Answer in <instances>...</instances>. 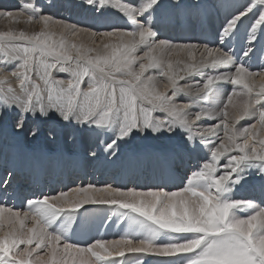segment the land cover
<instances>
[{
    "label": "snow or ice",
    "instance_id": "obj_1",
    "mask_svg": "<svg viewBox=\"0 0 264 264\" xmlns=\"http://www.w3.org/2000/svg\"><path fill=\"white\" fill-rule=\"evenodd\" d=\"M85 3L100 15L118 12L124 25L80 27L45 14L40 0L0 8V18L41 25L0 31V117L15 111L13 134L35 139L40 128H28L29 119L55 114L64 126L107 136L100 143L113 157L119 141L136 135L177 137L196 162L174 188L89 183L19 204L9 172L0 179V264H119L126 253L161 264H264V200L232 195L253 177L264 190V0H242L215 40L197 43L161 38V0ZM82 33L90 43L76 42ZM223 85H231L227 94ZM86 205L127 210V229L118 239L82 241Z\"/></svg>",
    "mask_w": 264,
    "mask_h": 264
},
{
    "label": "bare ground",
    "instance_id": "obj_2",
    "mask_svg": "<svg viewBox=\"0 0 264 264\" xmlns=\"http://www.w3.org/2000/svg\"><path fill=\"white\" fill-rule=\"evenodd\" d=\"M80 1V0H79ZM14 2V1H13ZM75 2H77L76 0H75ZM209 2H210V0H182V3L183 4H185V5H191V4H193V3H199L200 5H201V7L198 9V10H193V9H190V8H186V9H175L174 7H173V5L176 3V0H168V1H166V0H162V7H161V9H160V11H159V13H158V17H159V19H158V22H159V29H160V33H162V32H166L165 34V36H167L168 38L169 37H171L172 38V36H173V34L174 33H176V31L177 32H179L180 31V34L179 35H182V36H184V35H191V36H193V35H195L196 37L198 36V35H200L201 37L202 36H204L205 35V30H206V27L209 29V32L210 33H208V34H206V39H208V38H210V37H208V35L209 34H211V35H213L214 36V38H212V40H215V37H216V33H217V31H218V29L221 27V25L225 22V18L226 17H228L229 16V14L231 13V11L235 8V5L232 3V2H229V3H231V4H228V2H227V5H223V1H217V3L215 4L214 3V5L213 4H209ZM214 2H216V1H214ZM240 3H241V1H240ZM55 4V3H54ZM46 5V4H45ZM57 5V4H56ZM67 5V4H66ZM80 5V4H79ZM74 6V5H73ZM81 6V5H80ZM56 7V6H55ZM59 9V8H58ZM90 9V8H89ZM215 11L216 13H217V19L219 20V21H216V19H215V17H214V14H213V16L211 15L212 14V11ZM107 13H109V12H116V11H114V10H112V9H108L107 11H106ZM113 13H110V14H113ZM118 13V12H117ZM97 14H99V13H97ZM67 15V14H66ZM79 15V14H78ZM104 15H106V13L104 14ZM115 15V14H114ZM207 15H211L209 18H208V20H207V18H206V16ZM80 16V15H79ZM94 16V15H93ZM113 16V15H112ZM65 17V16H64ZM118 17H120L121 19H123L122 18V16L118 13ZM62 18V17H61ZM92 18V17H91ZM81 19V18H80ZM104 19V18H103ZM106 19V18H105ZM96 20V19H95ZM194 20H195V25H192L193 24V22H194ZM112 21V20H111ZM183 21H185L186 22V24H183L182 22ZM207 21V22H206ZM72 22H73V20H72ZM124 22V21H123ZM75 23V22H74ZM112 23V22H111ZM89 24V23H88ZM106 24H107V22H106ZM117 24V23H116ZM107 25H109V24H107ZM115 25V24H114ZM120 25H121V23H120ZM122 25H124L123 23H122ZM209 25H210V28H209ZM95 26H97V25H95ZM102 26H103V24H102ZM93 27V26H92ZM101 27V26H100ZM185 27H187L188 28V33L186 32V31H183V29L185 28ZM200 27H204V30H202ZM41 28V25H40V27H39V29ZM105 28H106V26H105ZM100 29V28H99ZM57 32H59L58 30H57ZM172 34V35H171ZM212 36V37H213ZM180 37V36H179ZM186 37V36H185ZM180 38L179 40L177 39L178 37H176L175 36V38H172V39H174V40H176V41H184V42H187L186 41V38ZM161 38H162V36H161ZM191 38V37H190ZM194 38V37H193ZM205 38V37H204ZM192 39V38H191ZM198 39V38H197ZM246 39V36H245V28H241V31H240V34H239V36H238V38L236 39V40H234L233 41V44H234V46L237 48V50L239 49V47L240 46H242V44H243V42H244V40ZM81 40V39H80ZM211 40V39H210ZM82 42H84L85 43V41L84 40H81ZM80 41V42H81ZM208 41H209V39H208ZM191 42V41H190ZM197 42H199V41H194L193 43H197ZM201 42H203V41H201ZM259 47H260V44L258 43V45H257V48L259 49ZM200 57H199V54L197 53V59H199ZM175 59V58H174ZM181 59H186V57H184V56H181ZM257 63H259V61H256ZM223 70V69H222ZM195 79H199L198 77H195ZM184 82H182V84H183ZM163 84H161L160 85V88H161V90H163ZM222 90L225 92V94H227V92L228 91H230L231 90V85H223L222 86ZM180 101H185L186 100V97H184V96H181L180 98ZM234 100H235V98H234ZM207 106V105H206ZM11 117V116H10ZM0 119H1V117H0ZM5 119V118H4ZM7 119V118H6ZM32 120V119H31ZM30 120V121H31ZM57 120V119H56ZM1 121V120H0ZM3 121V120H2ZM49 120L47 119V122H48ZM46 122V123H47ZM60 122V121H59ZM248 121L247 120H242V121H240V125H238V126H241V125H243V124H245V123H247ZM4 123V122H3ZM31 123V122H30ZM36 123H37V121H36ZM39 123H41V121L39 120ZM43 123H44V121H43ZM50 123V122H49ZM42 124V123H41ZM61 124V123H60ZM36 126V125H35ZM38 126V125H37ZM41 126V125H40ZM51 126V125H50ZM54 126H56V125H54ZM60 126V125H59ZM2 127V126H1ZM65 128H67V130H69L68 129V127H66L65 126ZM64 128V129H65ZM76 129V128H75ZM54 130V129H53ZM82 130H84V132L86 133L87 131H85V129H82ZM13 131V130H12ZM47 131H49V130H47ZM72 131V130H71ZM75 131H79V132H81V129L80 130H75ZM0 132H1V129H0ZM50 133H52L51 131H49ZM73 132H74V129H73ZM79 132H77V134L79 133ZM89 132V131H88ZM76 133V132H75ZM75 133H74V135H75ZM84 133V134H85ZM42 135L41 136H43V133H41ZM45 134H46V132H45ZM48 135H49V133H47ZM66 134V133H65ZM88 134V133H87ZM52 135V134H51ZM56 135V134H55ZM60 135V134H59ZM70 135V134H69ZM86 135V134H85ZM93 135V134H92ZM26 136V135H25ZM40 136V137H41ZM46 136V135H45ZM71 136V135H70ZM72 136H73V134H72ZM89 136H90V134H89ZM89 136H87V137H89ZM28 137H30V136H28ZM78 137H80V134L78 135ZM77 137V138H78ZM91 137H93V136H91ZM166 137H167V135H166ZM13 138V137H12ZM11 138V139H12ZM72 138H74V137H72ZM76 138V137H75ZM71 139L70 137L68 138V140L67 141H65L64 140V144L62 143V147H61V149H59L60 151H56V149L54 148H52L53 146H51V147H49L50 145H52V140H45L46 141V143H45V145L46 146H48L49 148L48 149H46V151L48 152V154L47 155H45V158L46 159H49V160H51L50 162H46V161H44V165H46L47 167H51V168H49V169H47L46 171H43V174H44V176H45V174H50V176H49V183H48V186H42V189H43V191L42 192H46L47 190V193L48 192H52L51 191V188L50 187H55V189H59L60 188V183H61V188H69V187H71V186H74V185H83L84 183H85V181L87 182V179L88 178H85V176L86 175H88L87 173H86V171L81 167L79 170H75V165H73L72 164V158H73V156L74 155H77V154H79V155H81L82 157H81V160H82V158H83V163H84V165L87 167H90L91 168V170L92 171H89V169H88V171L89 172H91V174H93V172L94 171H96V173H99V175L100 176H97V178H96V175L94 176V179H93V182H94V180H98V184L99 185H105V180H109L110 179V177L109 178H107L109 175H111V173L108 175L107 174V172H108V170H112V172H113V175H114V173L115 172H119V174L117 175V177H122L123 178V183L121 184L122 186H124L125 184H126V182H128V179H129V181L130 180H134L135 178H136V181L135 182H131V184H132V186L134 187V186H139V185H141V183L142 182H140L139 180L140 179H144V177H145V175H146V177L148 178V180H147V182H148V184H151V185H156L157 184V181H158V183L159 182H162L161 184H167L168 185V187H169V185L170 184H172L171 182H172V180H173V178H172V176H170V175H167V174H164V172H166V173H168V171L169 170H172L171 168L169 169V166L171 165L170 163H164L165 165H169L168 167L167 166H165V168L163 167L164 166V164L158 159V157H156V155H155V153H152V154H147L146 152H147V150H146V148L147 147H150V145L151 144H157V140H158V138H156V137H150V139L151 140H149V142H148V140H147V138H146V142H142V148L141 149H138V152H139V155L137 156V157H135V159L133 160V161H130V160H127V162H126V165L124 166V167H122V168H120L119 170H118V168L116 169V170H114L113 168H110L109 169V165H105V167L104 168H102L101 166L100 167H97L96 165V163L95 162H93L95 159H99V157H101V156H104L105 157V160L106 159H108V158H111L112 156H110L107 152H105L104 150H103V144H98V143H100V141L101 140H107L108 138H107V136H99V137H96L95 138V143L97 144V148L96 149H94V143L91 141V140H87V141H80L79 139ZM84 139H85V137H83ZM82 138V139H83ZM90 138V137H89ZM168 138H170V137H167V140H166V138L164 137V140H165V142L167 143V144H170V145H166V146H164L165 148H167L166 149V152H165V154L167 153V154H169V153H172L173 152V149H176L177 150V147H179L178 149V151H180V150H182V151H185L184 149H183V147H182V145H181V143H177V142H181L180 140H179V138H177L176 137V140H173L174 142H172L171 140H168ZM173 138V137H172ZM5 139H6V137H5ZM29 139V138H28ZM27 139V140H28ZM35 139H38V137H36ZM35 139H33L32 137L30 138V140H28L29 142H31V141H34ZM39 139H41V138H39ZM81 139V140H82ZM88 139V138H87ZM171 139V138H170ZM175 139V138H174ZM7 140V139H6ZM16 140H19V139H16ZM56 139H54V141H55ZM15 141V140H14ZM21 142H22V140H20ZM4 142V141H3ZM7 142V141H6ZM44 142V141H43ZM56 142V141H55ZM15 143H17V142H15ZM13 144V142H9V145L7 146V147H5V146H3L12 156H13V160H12V165H11V167L9 168V172H11V173H14L13 174V176L11 177V183H10V185H9V188H11V186H16V185H18L19 184V187H20V191H21V193L23 192V188L24 187H26L27 185H28V183H29V180H32V178H38V179H45V177L44 176H42L41 175V173L40 174H35L36 176H34V175H32V174H34V173H32V174H27V171H25V170H23L22 169V172H23V174H20L19 175V172H17L16 171V168L19 166V159L21 158V156H22V153L24 152V151H27V150H31V149H25V150H23L22 151V153L18 150V151H16V144ZM119 143V151H118V154L116 155L117 157H122V158H124L125 156V153H126V151H127V148L128 147H125L126 145H125V141H119L118 142ZM25 144V143H24ZM66 144V145H65ZM6 145V144H5ZM26 145V144H25ZM54 145V144H53ZM67 146V147H66ZM13 147V148H12ZM26 147H28V146H26ZM32 147H33V145H32ZM41 147V146H40ZM129 147H132L131 145L129 146ZM73 149L72 151H69L68 149ZM53 149V150H52ZM149 150V149H148ZM151 150H153V149H151ZM157 150V149H156ZM37 151V150H36ZM91 151H96V153H97V155L95 156V157H92L91 155H90V152ZM80 152V153H79ZM137 152V153H138ZM152 152H154V151H152ZM163 152V153H164ZM5 153H7L6 151H5ZM157 153V152H156ZM185 153H187V152H185ZM184 153V154H185ZM159 154V153H158ZM188 154V153H187ZM8 155V154H7ZM52 155V156H51ZM141 155V156H140ZM172 155V154H171ZM3 156V155H2ZM37 156V155H36ZM36 156L35 155H33V151L31 150L30 152H28V154L26 155V157H25V159L27 158V160H28V162H27V164L28 165H31L32 163H34L35 165H36V168H37V165H39V162H40V160H39V162H38V159H40V156L38 155L37 157H38V159L36 158ZM124 156V157H123ZM127 156V155H126ZM132 156V155H131ZM183 156V155H182ZM189 156V155H188ZM191 157H190V159H193V163H195L196 162V156H195V154H191L190 155ZM10 157V156H9ZM54 157V158H53ZM164 157V156H163ZM57 159V160H59V158H61L62 160H63V162L64 163H66V165L63 167H59V163H56L55 162V165H52V161L54 160V159ZM127 158V157H126ZM159 158H162V157H159ZM182 158V157H181ZM185 160H184V164H183V162H180L179 164H181L182 165V167H180L179 166V164H178V168H176V166H174L175 168H173L174 170H172L173 171V174L175 175H179V174H177L178 173V171H176L175 172V169H178V170H180V169H185V171L187 170V168H188V166H189V164H190V162H188V158L186 157V154H185ZM25 159H23L24 161H25ZM60 159V160H61ZM129 159V158H128ZM174 159H175V157H174ZM1 160V159H0ZM26 160V161H27ZM168 160V159H167ZM173 160V159H172ZM179 160V159H178ZM2 161V160H1ZM0 161V167H1V173L4 171V167L3 166H5V164H3V162H1ZM97 161V160H96ZM104 161V160H103ZM105 162V161H104ZM166 162H168V161H166ZM174 162V161H173ZM1 163H2V165H1ZM31 163V164H30ZM151 164V166L149 165V166H147L146 164ZM11 164V163H10ZM40 164H41V162H40ZM115 164V163H114ZM114 164H111V165H113L114 166ZM162 164V165H161ZM174 164V163H173ZM176 164V163H175ZM43 165V164H42ZM50 165H52V166H50ZM102 165V164H101ZM104 165V164H103ZM27 166V165H26ZM163 167L162 169H161V167ZM184 166V167H183ZM191 166V165H190ZM31 166H29L28 168H30ZM39 167V166H38ZM87 167V168H88ZM169 169H167V168ZM191 167H193V165L191 166ZM102 168V169H101ZM39 169V168H38ZM77 169H78V167H77ZM151 169V170H150ZM162 171H161V170ZM183 169V170H184ZM28 171H30V170H28ZM39 171V170H38ZM117 172V173H118ZM170 172V171H169ZM5 173V172H4ZM3 173V174H4ZM37 173V172H36ZM141 174L142 175V177H140L139 175ZM152 174V175H151ZM172 174V175H173ZM167 176V177H164V176ZM4 176V175H3ZM23 177V178H25V182L24 183H22V179H21V177ZM151 176H153L152 177V179H151ZM160 176V177H159ZM29 177L31 178V179H29ZM84 177V178H83ZM99 177V178H98ZM117 177L115 178L116 180H117ZM139 177V178H138ZM179 178L180 177H182V175L180 174V176H178ZM1 178H2V176H1ZM5 178V177H4ZM26 178H28V180L26 179ZM96 178V179H95ZM114 178V177H113ZM84 179V180H83ZM86 179V180H85ZM151 179V180H150ZM162 179V180H161ZM174 179H177L176 177L174 178ZM182 179V178H181ZM178 180V179H177ZM249 180H254V181H258L257 179H255L254 177L253 178H249L248 180H247V182H242L240 185H238V189L240 188V187H245L246 186V184L247 183H250L249 182ZM95 181V182H96ZM253 181V182H254ZM90 182V181H89ZM111 182H113V180L111 179L110 180V183ZM175 182V181H174ZM54 185H53V184ZM58 183V184H57ZM97 183V182H96ZM104 183V184H103ZM109 183V184H110ZM118 183V182H117ZM260 183V182H259ZM94 184V183H93ZM116 183H115V181H114V184H112V185H115ZM252 184V183H251ZM256 184V183H255ZM117 185V184H116ZM115 185V186H116ZM128 185H129V183H128ZM173 185V184H172ZM243 185H245V186H243ZM248 185V184H247ZM115 186H113V187H115ZM120 186V185H119ZM131 186V187H132ZM49 188H50V190H49ZM253 190H255L256 189V191L255 192H260V193H264V190H262L261 189V187H260V184H256L255 186H253ZM251 190L252 188H251V186H250V188H248V187H246L245 189H242V191L240 190V191H238L237 192V194L239 193V194H242V195H245V194H250V192L248 191V190ZM32 190V189H31ZM143 190V189H142ZM234 190H236V188L234 189ZM61 191V190H60ZM33 192L34 193H36L37 191L36 190H33ZM236 192V191H235ZM58 193V192H57ZM253 193V192H252ZM37 194V193H36ZM71 195L73 196L74 195V193H70V197H71ZM258 195V194H257ZM233 196H234V198L236 197V195L233 193ZM251 196V195H250ZM256 196V195H255ZM240 197V196H239ZM263 195H261V196H259L258 195V197L257 198H255V201H257V202H259L261 199L263 200ZM24 198V197H23ZM253 199H254V197H253ZM87 209H88V212H95V210L97 209V211H99V210H101V211H103V209H102V207L103 206H98V205H86L85 206ZM108 207V206H107ZM100 208V209H99ZM104 208H106V206L104 207ZM108 210V209H107ZM81 211L83 212V209H81ZM106 211V210H105ZM109 213L112 215V221H110L111 223L108 225V226H103L100 222L98 223L97 221H99L100 220V217H96V216H94L91 220H88V223L85 225L86 227H84V229L82 230V234L80 235V237H82V241H83V236H86L85 238L89 241V240H92L90 237H92V236H99L100 238H105V239H118L119 237H115V234L113 235V236H111L110 234H112V233H114L113 231H117V233L119 234V233H124V231L127 229V227H128V222L126 223H121V224H118V220L121 218V213L122 212H125V211H120L119 210V208H117V207H115L113 210L112 209H109ZM88 212H87V216H88ZM107 212V211H106ZM100 216V215H99ZM111 217V216H110ZM88 218H89V216H88ZM102 218V217H101ZM109 218V217H108ZM114 219H117V221L115 220V222H113L114 221ZM110 220V219H109ZM94 222H96V223H98V224H101L102 225V228L100 229V230H97V232H94V230H96L98 227H94L95 225H92V223H94ZM90 224V225H89ZM106 231H108V232H106ZM116 233V235L118 236V234ZM97 234V235H96ZM107 234L108 235H110L108 238H107ZM101 235V236H100ZM102 235H105V236H102ZM90 238V239H89ZM86 240V241H87ZM133 255V254H132ZM137 255L138 256H136V258L134 257V256H132V258L130 257V259H123V261H125V263L126 264H133L132 262L133 261H135V260H138V259H140L142 256H140L138 253H137ZM146 255H148V254H146ZM127 257V256H126ZM122 257H117L116 259L118 260V262L120 263L121 261H122V259H121ZM124 258V257H123ZM145 258V257H144ZM143 261V260H142ZM139 262H141V261H137V263L136 264H138ZM147 263L149 262V261H146ZM142 263V262H141ZM143 263H144V261H143ZM145 264V263H144ZM155 264V263H154Z\"/></svg>",
    "mask_w": 264,
    "mask_h": 264
},
{
    "label": "rangeland",
    "instance_id": "obj_3",
    "mask_svg": "<svg viewBox=\"0 0 264 264\" xmlns=\"http://www.w3.org/2000/svg\"><path fill=\"white\" fill-rule=\"evenodd\" d=\"M14 1V2H13ZM77 2H75V0H40V2L44 5V13L45 14H50V15H52L55 19H62V20H65L66 22H68V23H74L75 22V24H77L78 26H80V27H87V26H93V29H101V30H105L106 28H107V24H109V25H120V23H121V25H122V23L124 24V19H121L120 17H118V13L117 12H109V13H107V12H105L106 13V15H100V14H97V12H95L94 10H93V8L92 7H90V6H88L86 3H85V0H76ZM166 1H168V0H166ZM214 1H216V2H214ZM217 1H223L224 3H223V5H227V2H228V4H231V3H229V2H232L234 5H235V7L240 3V1L242 2V0H210V2H209V4L211 3V4H213L214 5V3L216 4L217 3ZM24 2V0H0V8H3V7H8V8H13V7H18L21 3H23ZM181 2H182V0H181ZM55 3V4H54ZM161 3H162V0H161ZM46 4V5H45ZM57 4V5H56ZM67 4V5H66ZM81 6H80V5ZM74 5V6H73ZM56 6V7H55ZM59 8V9H58ZM90 8V9H89ZM235 10V8L231 11V12H233ZM104 13V14H105ZM110 13H113V14H110ZM67 14V15H66ZM80 16H79V15ZM115 14V15H114ZM213 14H214V17H215V19H216V21H219L218 19H217V13L213 10L212 11V16H213ZM94 15V16H93ZM113 15V16H112ZM211 15H207L206 16V18H207V20H208V18L211 16ZM65 16V17H64ZM62 17V18H61ZM92 17V18H91ZM81 18V19H80ZM104 18V19H103ZM106 18V19H105ZM96 19V20H95ZM158 19H159V17H158ZM26 20V17H22L21 19H20V22L19 23H13L12 21H9V20H7L6 18H0V31H7V30H10V29H15V30H27V31H39L40 29H39V27H40V24H38V23H35V22H33L32 24H27V23H25L24 21ZM72 20H73V22H72ZM112 20V21H111ZM106 22H107V24H106ZM112 22V23H111ZM207 22V21H206ZM89 23V24H88ZM117 23V24H116ZM183 24H186V22L185 21H183L182 22ZM102 24H103V26H102ZM246 24H247V22H246ZM95 25H97V26H95ZM192 25H195V20H194V22H193V24ZM101 26V27H100ZM105 26H106V28H105ZM123 26V25H122ZM202 30H204V27H200ZM209 28H210V25H209ZM220 29V28H219ZM218 29V30H219ZM54 30L55 31H60V28L59 27H55L54 28ZM183 31H186L187 33H188V28L187 27H185L184 29H183ZM206 32H205V35L204 36H200V35H198L197 37L195 36V35H193V36H191V35H184V36H182V35H179L180 34V31L179 32H177L176 31V33H174L173 34V36H172V38H175V36L176 37H178L177 39L179 40L180 38H184L185 36V38H186V41L187 42H189V41H191V42H194V41H199V42H201V41H208V39H209V41H212V38H214V36L213 35H211V34H209L208 35V37H210V38H208V39H206V34H208V33H210L209 32V29L206 27V30H205ZM218 32V31H217ZM166 32H162L161 33V36H162V38H168L167 36H165L166 34H165ZM172 35V34H171ZM180 36V37H179ZM213 36V37H212ZM192 39H191V38ZM194 37V38H193ZM205 37V38H204ZM169 38H171V37H169ZM198 38V39H197ZM74 39H76V38H74ZM84 40L85 41V44H88V43H90L91 41H90V39H89V35L87 34V33H82L81 34V36L78 38V39H76V42L77 43H79L81 40ZM211 39V40H210ZM215 39H216V37H215ZM97 43H99V38H97ZM61 76H63L64 78H67V75L66 74H60ZM199 78V77H198ZM182 82H184V81H180L179 83H181L182 84ZM15 84H16V82H15V80H13V86H15ZM233 110L231 109V108H229V112L231 113ZM11 116V117H10ZM16 116H17V113L15 112V111H13V112H8V113H6L3 117H1V121H0V129H1V132H0V159L2 160H0L1 162H3V164H5V166H3L5 169H4V171L2 172V173H4L3 175H2V179H4V177L6 178L7 177V174L9 173V168L11 167V165H12V158H13V156L3 147V146H5V147H7L8 145H9V142L11 141V142H13V144L15 143V142H17V143H15L16 144V151H20L21 153H22V151L23 150H25V149H31L32 151H33V155H39L40 156V159H38V157L36 156V158L38 159V162H39V160H40V162H41V164H40V162H39V165H37V168H36V165L34 164V163H30L31 165H28L27 164V162H28V160H27V158L25 159V157H26V155L28 154V152H30L31 150H27V151H24L23 153H22V156H21V158L19 159V166L16 168V171L17 172H19V173H21V174H23V172H22V169L23 170H25V171H27V174H32V173H34V174H32V175H34V176H36L37 174H40L41 173V175L43 174V171H46L47 169H49V168H51V167H47L46 165H44V161H46V162H50L51 160H49V159H46L45 158V155H47L48 154V152L46 151V149H48L49 147H51V146H53L52 148L54 149H56V151L58 150V151H60L59 149H61V147H62V143L64 144L65 142H64V140L65 141H67L68 140V138L70 137L71 139H74L75 137V139L77 140V139H79L80 141H87V140H91L93 143H94V149H96L98 146H97V144L95 143V138L96 137H98L97 136V134L95 133V132H92V131H89L88 132V130H86L85 129V131H87L86 133L84 132V130H82L81 129V132H79V131H75V130H80V128H72V127H69V126H66V127H68V129L69 130H67V128H65V126L61 123V122H59V118L57 117V116H55V114H53V118H51V119H48L49 121L47 122V120H40L41 121V123H39V120H35V121H33V120H31V119H29V121H28V128H31V127H33V126H39V128H40V134H39V136H38V139H35L34 141H31V142H29L28 140H30V138L31 137H28L27 135L25 136V135H23V136H17V135H14L13 134V125H14V123H15V119H16ZM5 118V119H4ZM7 118V119H6ZM57 119V120H56ZM3 120V121H2ZM31 120V121H30ZM36 121H37V123H36ZM43 121H44V123H43ZM4 122V123H3ZM31 122V123H30ZM47 122V123H46ZM50 122V123H49ZM61 123V124H60ZM41 125V126H40ZM51 125V126H50ZM54 125H56V126H54ZM60 125V126H59ZM2 126V127H1ZM65 128V129H64ZM54 129V130H53ZM73 129H74V132H73ZM47 130H49V131H51L52 133H50L49 131H47ZM72 130V131H71ZM45 132H46V134H45ZM76 132V133H75ZM77 132H79L78 134H77ZM41 133H43V136H41L42 134ZM47 133H49V135L47 134ZM66 133V134H65ZM74 133H75V135H74ZM86 135H85V134ZM88 133V134H87ZM52 134V135H51ZM56 134V135H55ZM60 134V135H59ZM71 136H70V135ZM72 134H73V136H72ZM80 134V137H78V135ZM89 134H90V136H89ZM93 134V135H92ZM46 135V136H45ZM41 136V137H40ZM87 136H89V137H87ZM91 136H93V137H91ZM5 137H6V139H5ZM13 137V138H12ZM72 137H74V138H72ZM78 137V138H77ZM83 137H85V139L83 138ZM150 137H156V138H158V140L156 141L157 142V144H151L150 145V147H147L146 148V150H147V154H152V153H155V155H156V157H158V159L163 163L164 161V163L166 164V163H170L169 165H165L164 163V168H165V166H169V169L171 168L172 170H174L173 168H175L174 166H176V168H178V164L180 163V162H183V164H184V160L186 159L185 158V154H186V157L189 159L188 160V162H190V164H189V166H188V168H187V170L185 171V169L183 170V169H180V170H178V169H175V172L176 171H178V173L177 174H181L182 175V177H178V176H180V174L179 175H174L173 174V171L172 170H169L167 167V169L170 171H168V173H166V172H164V174H167V175H170V176H172V178H173V180H172V184H170L169 185V188H174V187H176V186H178V185H180V183H181V181L185 178V175H186V173H188V171H189V169L190 168H192L191 166L192 165H194V163L192 162L193 161V159H190V154L188 153H185L186 151H182V150H180V151H178L179 149V147H177V150L176 149H173V152L172 153H169V154H165V152H166V149L167 148H165L164 146H166V145H170V144H167L166 142H165V140H164V137L166 138V140H167V137H166V135H153V134H145V135H136V136H134V137H130V138H128L127 139V141L125 142V147H128L127 148V151H126V153H125V157L124 158H120V157H117V156H115V157H111V158H108V159H106L105 160V157L104 156H101V157H99V159L97 158V159H95L93 162H95L97 165V167H102V168H104L105 167V165L107 166V165H109V169L110 168H113L114 170H116L117 168H118V170L120 169V168H122V167H124L125 165H126V162H127V160H130V161H133L134 159H135V157H137L138 155H139V152H138V149H141L142 148V142H146L147 140H148V142H149V140H151L150 139ZM12 138V139H11ZM29 138V139H28ZM39 138H41V139H39ZM83 138V139H82ZM88 138V139H87ZM108 138V137H107ZM146 138H147V140H146ZM171 138V139H170ZM170 138H168V140H171L172 142H174L173 140H176V137H170ZM175 138V139H174ZM16 139H19V140H16ZM28 139V140H27ZM54 139H56L55 141H54ZM82 139V140H81ZM173 139V140H172ZM15 140V141H14ZM20 140H22V142L20 141ZM45 140H52V145H50L49 147L48 146H46L45 145V143H46V141ZM4 141V142H3ZM7 141V142H6ZM44 141V142H43ZM83 141V142H84ZM26 145H25V144ZM177 143H181V142H177ZM6 144V145H5ZM8 144V145H7ZM54 144V145H53ZM98 144H101V143H98ZM32 145H33V147H32ZM66 145V144H65ZM132 146V147H129V146ZM26 146H28V147H26ZM41 146V147H40ZM97 146V147H96ZM67 147V146H66ZM13 148V147H12ZM18 149V150H17ZM52 149V150H53ZM68 149V148H67ZM149 149V150H148ZM151 149H153V150H151ZM157 149V150H156ZM37 150V151H36ZM69 151H72L73 149H68ZM5 151L7 152V153H5ZM152 151H154V152H152ZM165 151V152H164ZM138 152V153H137ZM157 152V153H156ZM164 152V153H163ZM80 153V152H79ZM159 153V154H158ZM185 153V154H184ZM8 154V155H7ZM172 154V155H171ZM3 155V156H2ZM127 155V156H126ZM132 155V156H131ZM183 155V156H182ZM189 155V156H188ZM10 156V157H9ZM52 156V155H51ZM141 156V155H140ZM164 156V157H163ZM81 155H79V154H77V155H74L73 156V158H72V164L73 165H75V170H79L81 167L86 171V173L88 174V175H86L85 176V178H88L87 179V182L85 181V183L83 184V185H87V184H89V183H94V184H96L97 186H102V185H99L98 184V180L96 181V180H94V182H93V179H94V176L96 175V178H97V176H100L99 175V173H96V171H94L93 172V174H91V172H89V171H92L91 170V168L90 167H86L85 165H84V163H83V158H82V160H81ZM127 157V158H126ZM159 157H162V158H159ZM174 157H175V159H174ZM182 157V158H181ZM54 158V157H53ZM129 158V159H128ZM23 159H25V161L23 160ZM61 158H59V160H57L56 158L51 162L52 163V165H55V162L56 163H59L60 165H59V167L61 166H65L66 165V163H64L63 162V160L61 159ZM168 159V160H167ZM173 159V160H172ZM179 159V160H178ZM27 160V161H26ZM97 160V161H96ZM105 162H104V161ZM166 161H168V162H166ZM174 161V162H173ZM180 161V162H179ZM11 163V164H10ZM115 163V164H114ZM174 163V164H173ZM176 163V164H175ZM178 163V164H177ZM43 164V165H42ZM102 164V165H101ZM104 164V165H103ZM111 164H114V166L113 165H111ZM1 165H2V163H1ZM27 165V166H26ZM52 165H50V166H52ZM147 166H151V164L149 163H147L146 164ZM162 165V164H161ZM191 165V166H190ZM29 166H31L30 168H28ZM39 166V167H38ZM179 166L180 167H182V165L181 164H179ZM77 167H78V169H77ZM117 167V168H116ZM161 167V166H160ZM163 167H161V169L163 168ZM184 167V166H183ZM39 168V169H38ZM101 168V169H102ZM163 168V169H164ZM0 169H1V167H0ZM88 169H89V171H88ZM160 169V170H161ZM28 170H30V171H28ZM39 170V171H38ZM151 170V169H150ZM1 171V170H0ZM162 171V170H161ZM37 172V173H36ZM118 172V171H117ZM117 172H115L114 173V175H113V172H112V170H108V172H107V174L109 175L110 173H111V175H109L107 178H109L110 177V179L108 180H105V185H107V184H109L110 183V180L112 179L113 180V182H111L110 184L112 185V184H114V181H115V183L117 184H115V185H112V186H115V187H117V186H119V187H121L122 189H128V188H133V186H132V184H131V182H135L136 181V178L134 179V180H130L129 181V179H128V182H126V184L124 185V186H122L121 184L123 183V178L122 177H117V175L119 174V172L117 173ZM36 174V175H35ZM173 174V175H172ZM139 175V174H138ZM152 175V174H151ZM42 176H44V174L42 175ZM49 176H50V174H45V179H44V186H48V183H49ZM140 177H142V175L140 174L139 175ZM114 177V178H113ZM117 177V180L115 179ZM152 177L153 176H151V179H152ZM160 177V176H159ZM164 177H167L166 175L164 176ZM177 178V179H174V178ZM84 178V177H83ZM95 178V179H96ZM99 178V177H98ZM139 178V177H138ZM154 178V177H153ZM182 178V179H181ZM150 179V180H151ZM28 180V179H27ZM84 180V179H83ZM86 180V179H85ZM147 180H148V178L146 177V175H145V177H144V179L142 180V179H140L139 181L140 182H142L141 183V185H139V186H134L137 190H147V189H149V188H153V187H155L156 185H159V184H161L162 182H159L158 183V181H157V184L156 185H151V184H148V182H147ZM162 180V179H161ZM90 181V182H89ZM97 183H96V182ZM175 181V182H174ZM254 180H249V182L250 183H247L246 184V186L245 185H243V186H245V187H240L239 189H238V186L236 187V190H234V194L236 195V197L235 198H237V199H240V198H252L253 199V197H254V200H255V198H257L258 197V195L259 196H261V195H263L264 196V193L262 194V193H260L259 191L258 192H255L256 191V189L255 190H253L254 188H253V186H255L256 184H260L259 183V181H254ZM118 182V183H117ZM128 183H129V185H128ZM252 183V184H251ZM256 183V184H255ZM58 184V183H57ZM104 184V183H103ZM168 184V183H167ZM54 185V184H53ZM82 185V186H83ZM104 186V185H103ZM132 186V187H131ZM250 186H251V190L249 189L248 191L250 192V194L248 195V194H245V195H242V194H237V192L238 191H242V189H245L246 187H248V188H250ZM74 187H76V185H74V186H71V187H69V188H61V183H60V188L59 189H55V187H50L51 188V191L52 192H60V190L62 191H67V190H69V189H71V188H74ZM49 188V189H50ZM236 191V192H235ZM253 192V193H252ZM233 193H232V195H233ZM258 194V195H257ZM251 195V196H250ZM256 195V196H255ZM240 196V197H239ZM71 197H72V195H71ZM70 197V198H71ZM262 200V199H261ZM263 200H264V197H263ZM105 206H103L102 207V209H103V211H101V210H99V211H97V209L95 210V212H88V216H89V218H88V220H91L94 216H96V217H100V220L99 221H97L98 223L100 222L103 226H108L111 222L110 221H112V215L109 213L110 211H109V209H114L115 208V206H112V207H107L106 206V208H104ZM100 209V208H99ZM108 209V210H107ZM107 212H106V211ZM120 211H127V210H123V209H119ZM100 215V216H99ZM134 215V214H133ZM111 216V217H110ZM102 217V218H101ZM109 217V218H108ZM110 219V220H109ZM115 220L117 221V219H114V221L113 222H115ZM127 223V221L126 220H124L123 219V217H121L119 220H118V224H121V223ZM98 223H96V222H94V223H92V225H95L94 227H98L96 230H94V232H97V230H100L101 228H102V225L101 224H98ZM90 225V224H89ZM86 227V226H85ZM106 232H108V231H106ZM114 233H112V234H110L111 236H113L114 234H115V237H119L122 233H117V231L115 232V231H113ZM116 233L118 234V236L116 235ZM97 235V234H96ZM110 235H108L107 234V238L110 236ZM101 236V235H100ZM102 236H105V235H102ZM86 236H83V241H86L87 239L85 238ZM80 239H82V237H79ZM91 239H93V238H100L99 236H92V237H90ZM89 238V239H90ZM88 241V240H87ZM133 254V255H132ZM140 256H142L140 259H138V260H135V261H133L132 263L133 264H136L137 263V261H141V262H139L138 264H161V261L164 259V258H161V257H157V256H154V255H151V254H148V255H146V254H143V253H138ZM127 256V257H126ZM132 256H134L135 258H136V256H138L137 255V253H126V255L124 256V258L122 257L121 259H122V261L119 263V264H126L125 263V261H123V259H130V257L132 258ZM145 257V258H144ZM144 261V263H143V261ZM146 261H149L148 263L146 262Z\"/></svg>",
    "mask_w": 264,
    "mask_h": 264
}]
</instances>
